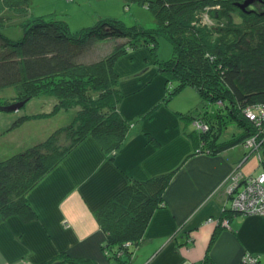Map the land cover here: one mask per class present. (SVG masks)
I'll return each mask as SVG.
<instances>
[{"label":"trees","instance_id":"obj_1","mask_svg":"<svg viewBox=\"0 0 264 264\" xmlns=\"http://www.w3.org/2000/svg\"><path fill=\"white\" fill-rule=\"evenodd\" d=\"M123 2L150 10V27L128 26L105 17L73 31L63 19L33 16L30 0H0V89L15 87L19 100L54 97L51 113L42 117L74 111L69 123L0 161V221L10 215L35 220L26 198L29 189L85 138L92 137L108 158H114L133 122L119 111L124 94L115 62L140 47L148 49L158 72L166 78V98L188 86L213 107L190 119L197 152L216 155L240 144L245 152L239 164L257 152L264 172V121L248 116L264 106V0ZM13 17L20 19L16 24L20 34L6 32ZM159 38L171 46L168 59L156 54ZM231 126L237 130L223 139ZM252 136H256L257 148L246 147ZM171 177L170 172L142 181L130 179L95 212L107 258L132 264L154 211L165 206L164 193ZM234 212L241 214L229 203L223 216ZM51 264L96 262L64 257Z\"/></svg>","mask_w":264,"mask_h":264},{"label":"crops","instance_id":"obj_2","mask_svg":"<svg viewBox=\"0 0 264 264\" xmlns=\"http://www.w3.org/2000/svg\"><path fill=\"white\" fill-rule=\"evenodd\" d=\"M115 71L124 94L119 111L133 121L124 144L110 159L89 136L44 174L28 193L36 219L10 215L0 222V264H51L64 257L118 264L101 248L95 212L130 179L173 170L165 206L154 211L132 264H203L205 256L206 264H242L247 255L264 264V215L223 216L229 202L218 189L239 168L244 146L216 155L197 152L191 118L189 125L175 105H167L166 78L148 49L121 56ZM235 130L229 127L223 139ZM249 162L240 165L244 176H254L246 170Z\"/></svg>","mask_w":264,"mask_h":264},{"label":"rangeland","instance_id":"obj_3","mask_svg":"<svg viewBox=\"0 0 264 264\" xmlns=\"http://www.w3.org/2000/svg\"><path fill=\"white\" fill-rule=\"evenodd\" d=\"M125 4L123 0H30L29 13L33 16L63 19L73 31L92 25L97 19L105 17L119 19L128 26L138 23L144 27H150L153 18L150 10L134 2ZM19 20L18 17H13L10 26L6 27V32L11 35L20 34L19 27L16 25ZM171 52V46L168 42L163 38H159L156 51L157 56L162 59H168L171 56ZM149 56L152 58L150 53ZM175 94L174 97L173 95L168 97L167 105L170 107L175 105L176 111L184 115V120L189 125L190 122H188L186 117L191 118L192 115L198 112L202 113L205 110L212 111L213 107L206 105V100L200 97L191 87L185 86ZM16 95V90L13 86L0 89V161L18 151L39 143L48 137L55 128L69 123L74 115L73 110H60L56 114L42 117L43 114L51 113L56 101L54 97H33L19 100ZM21 102L23 103L18 108L9 111L5 110L9 106ZM248 116L250 117L249 114ZM20 117L24 118L22 119L23 122L20 125H15L16 120ZM249 161L246 170L254 176L248 174L244 176L241 173L242 179L239 184H236L234 181L237 178L233 170L218 188L222 190L224 198L228 200L230 205L235 190H237L236 188L239 185H245L246 179L255 178L262 170L256 155L250 156ZM244 162H241L238 167L240 168V165ZM53 168L55 166L50 170ZM177 169L178 167L175 170ZM39 181L40 179L36 184ZM251 183L253 185L256 184L253 181ZM28 193L26 196L27 200ZM242 202H245V200ZM221 224L224 225V222Z\"/></svg>","mask_w":264,"mask_h":264},{"label":"built area","instance_id":"obj_4","mask_svg":"<svg viewBox=\"0 0 264 264\" xmlns=\"http://www.w3.org/2000/svg\"><path fill=\"white\" fill-rule=\"evenodd\" d=\"M248 114L250 115L249 118L253 120H256L258 117L257 122H260V120L264 121V106H259V108L248 112ZM255 142L256 136L249 137L246 142V147L250 146L257 148V144L255 145ZM253 155H256L257 157L259 156L257 155V152H254ZM234 171L235 177L237 178L234 182L239 184L242 179L241 172L239 168L234 169ZM243 179L245 178L243 177ZM252 181L256 184L253 185V183H251ZM236 189L237 190H235L233 199L231 200V208L233 210L243 214L264 215V172H261L255 178L251 177L250 179H246L245 185H239ZM243 200H245V202H242ZM226 223L227 222L225 221L224 224ZM256 260L257 258L247 255L244 258V263L256 264Z\"/></svg>","mask_w":264,"mask_h":264},{"label":"water","instance_id":"obj_5","mask_svg":"<svg viewBox=\"0 0 264 264\" xmlns=\"http://www.w3.org/2000/svg\"><path fill=\"white\" fill-rule=\"evenodd\" d=\"M22 103H23V102H21V103H17V104H14V105H12V106H9V107L5 108V110L9 111V110H12V109H16V108H18L20 105H22Z\"/></svg>","mask_w":264,"mask_h":264},{"label":"flooded vegetation","instance_id":"obj_6","mask_svg":"<svg viewBox=\"0 0 264 264\" xmlns=\"http://www.w3.org/2000/svg\"><path fill=\"white\" fill-rule=\"evenodd\" d=\"M244 262V261H243Z\"/></svg>","mask_w":264,"mask_h":264}]
</instances>
